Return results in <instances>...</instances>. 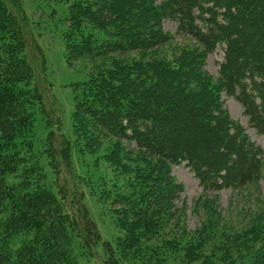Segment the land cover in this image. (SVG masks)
Returning <instances> with one entry per match:
<instances>
[{"label": "trees", "instance_id": "obj_1", "mask_svg": "<svg viewBox=\"0 0 264 264\" xmlns=\"http://www.w3.org/2000/svg\"><path fill=\"white\" fill-rule=\"evenodd\" d=\"M166 20L175 23V34L194 41L180 47L173 64L166 56L147 57L172 41ZM65 21V61L84 59L87 75L72 86L70 136L62 131L42 47L25 31L20 0H0V264H77L74 239L88 251L101 244L107 264L195 263L198 239L178 254L179 236L153 243L145 236L179 209L174 200L183 185L172 165L185 163L203 191L259 178L264 150L229 117L219 92L233 96L264 135V0H84L70 6ZM218 46L223 59L213 84L202 62ZM36 110L48 127L43 152L56 179L61 169L72 171L76 146L94 152L112 142L107 161L116 178L127 176L112 199L123 208L124 234L115 245L102 240L82 193L46 182L33 151ZM230 243L224 264L250 254L239 241ZM255 247L256 258L243 264H264V245Z\"/></svg>", "mask_w": 264, "mask_h": 264}, {"label": "rangeland", "instance_id": "obj_2", "mask_svg": "<svg viewBox=\"0 0 264 264\" xmlns=\"http://www.w3.org/2000/svg\"><path fill=\"white\" fill-rule=\"evenodd\" d=\"M80 1L84 0H20L28 20L25 28L27 36L33 44L37 43L41 46L44 52L46 77L52 83V91L60 103L62 131L67 136L71 135L72 86L87 77L84 59L68 65L63 55V32L67 25L65 18L70 6ZM163 27L174 34L172 41L157 52L149 53L147 57L153 54L166 56L173 64L172 59L177 56L180 47L183 45L191 47L194 41L175 34L173 21H164ZM28 54H31L30 49ZM136 55L133 54V56ZM222 59V46L207 53L203 59L202 68L211 77L213 84L219 79V63ZM174 91L171 89L168 93L173 94ZM174 96L177 97L176 93ZM219 97L229 117L264 150V135L258 134L250 124L242 105L224 90H220ZM46 108H50L48 104ZM55 116H58V110ZM51 118L54 119V114ZM33 123V151L36 153L34 156L38 158L39 164L46 173V182L53 190H57V182L60 184L65 182L69 190L82 193V201L95 222L102 240H108L115 245L118 236L121 237L124 234L118 224L122 222L120 216L123 208L113 204L112 199L115 196V189L125 188L127 176L121 175L122 177L116 178L117 170L107 161L106 154L112 147V142L103 143L94 152L80 151L76 146L72 151V171L63 168L64 170H60L56 179L54 169L43 152L48 127L39 110L35 111ZM126 146L134 150L132 145ZM171 174L183 185V191L174 200L179 208L172 220L175 224H170L172 221L168 219L163 226L156 229V233L154 231L155 234L146 235L145 240L150 243L160 242L177 235L179 241L174 243L176 247L173 248L177 249L178 254H182L184 252L182 248H187L188 241L198 239L201 244L200 254L196 262L191 264H224L223 254L232 251L230 242L237 240L250 254L246 259L235 260V264H243L246 261L252 263V259L256 258L254 254L257 255V253L251 252L258 250L257 246L262 248L264 245L262 243L264 242V155L259 178L241 188L203 191L183 162L172 165ZM160 190L161 187L158 184L154 191L159 193ZM163 218L167 219V217ZM256 229L258 237H250ZM244 234H249V237ZM248 244L252 247L250 251H248ZM73 254L77 264H107L103 258L101 244L88 251L79 240L74 239ZM117 264L140 263L120 259Z\"/></svg>", "mask_w": 264, "mask_h": 264}]
</instances>
